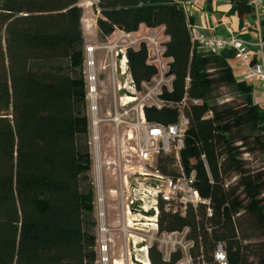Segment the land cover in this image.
Listing matches in <instances>:
<instances>
[{"label":"trees","instance_id":"obj_1","mask_svg":"<svg viewBox=\"0 0 264 264\" xmlns=\"http://www.w3.org/2000/svg\"><path fill=\"white\" fill-rule=\"evenodd\" d=\"M184 0H95L100 38L116 30L162 29L161 57L169 86L164 103L145 105L148 123L188 119L179 159L195 172L201 199L183 213L159 202L158 234L184 232L191 264H264V169L248 156H264V111L253 84L237 78L233 51L204 52L192 40ZM229 3L240 26L253 25L251 0ZM79 0H0V264H95L97 220L90 172L85 42ZM247 37L246 34H242ZM136 91L158 76L145 41L125 48ZM221 88L228 96L219 98ZM196 100L197 102H194ZM171 154L157 168L175 175ZM210 213H209V212ZM177 247L164 257L148 247L150 264H179Z\"/></svg>","mask_w":264,"mask_h":264},{"label":"rangeland","instance_id":"obj_2","mask_svg":"<svg viewBox=\"0 0 264 264\" xmlns=\"http://www.w3.org/2000/svg\"><path fill=\"white\" fill-rule=\"evenodd\" d=\"M94 2L95 0H79L82 7L81 27L85 48L87 46L94 48L91 56L94 101L88 100L87 115L90 121L88 139L92 156L90 176L95 189L93 215L97 220L95 233L98 239L96 245L98 261L95 264H135L134 256L143 258V254L137 249L144 244L150 246L156 243L164 257L177 247L182 250L185 248L187 251L188 243L184 232H176L169 236L136 230L130 226V215L125 212L126 188L122 185L124 177L130 182L129 166L128 164L125 166L122 159H119L121 161L119 163L117 156V147L126 137L128 128L125 123L117 125L114 118L119 117L125 108H133L118 122L125 120L136 123L134 108H138L140 104L157 101V90L162 85L169 86L170 79L164 75L161 77L159 73L149 85L143 87V92L125 89L122 87L124 80L120 75L118 56L115 53L121 54L125 52L126 47L137 46L140 41H145L150 60L156 63V57H161L165 37L162 29L142 27L136 34L127 35L117 31L102 41L96 28L95 20L98 14L93 7ZM216 6L223 7L225 3L218 2ZM231 63L236 69L234 62ZM258 92L259 88L255 86L252 98L263 104L264 101L260 99ZM228 94L229 90L226 88H221L218 92L219 98ZM124 95L136 98L123 106L121 103L128 100L124 99ZM129 144L133 145V142L130 141ZM247 161L256 170L264 169V156H248Z\"/></svg>","mask_w":264,"mask_h":264},{"label":"built area","instance_id":"obj_3","mask_svg":"<svg viewBox=\"0 0 264 264\" xmlns=\"http://www.w3.org/2000/svg\"><path fill=\"white\" fill-rule=\"evenodd\" d=\"M203 3L204 0H184L182 6L185 16H192L193 10L202 6ZM251 5L253 9L252 22L256 32L253 39L243 37L242 34L221 37L206 32L207 25L205 23L201 25L193 24L191 34L192 40L196 41L198 48L204 52H219L225 48L231 49L234 58L239 61V65L243 68V71L238 74L240 78L251 84L255 81L259 82L264 93V0H251ZM244 26L246 28L251 27L249 23H245ZM90 48L92 47L87 46L85 48L84 72L87 81V100L93 102L94 76L92 74L93 61L91 59L93 50H89ZM115 54L118 56L119 72L124 80L122 87L136 91L128 70L125 52H121V54L116 52ZM155 61L162 77L167 71V65L160 56H157ZM157 91L159 93L160 89ZM123 97L128 99L121 103L123 106L136 98L127 95ZM120 99H122V96ZM194 102L197 101L194 100ZM163 103L157 98L154 103L140 104L138 108L135 107L136 123L125 120L118 122L133 108H125L119 117L114 118L117 125L125 123L128 128L125 140L123 139L117 147L118 161L119 159L124 160V165L128 164L130 173V182H128L127 177H124L122 182V185L126 188L125 212L130 215L129 223L131 227L136 230L152 231L154 233L158 231L157 217L160 201L164 203L165 209L180 213L185 212L187 205L196 208L200 203H208L207 200L201 199L194 185L195 172L186 173L179 159V151L183 147L184 131L188 124V119L184 113H180L175 123L168 125L148 123L145 120L143 114L145 105L160 107ZM262 106L264 111V103ZM91 109H93V106ZM130 141L133 142V145L129 144ZM159 154H171L173 156L172 167L176 169L175 175H166L159 171L156 164ZM172 234L174 233H163V235L169 236ZM148 247L145 244L138 247L137 250L143 254V258L134 256L135 264H150ZM183 249L185 255L179 264H191L186 249ZM215 259L219 264H226L225 254L220 244L215 251Z\"/></svg>","mask_w":264,"mask_h":264},{"label":"crops","instance_id":"obj_4","mask_svg":"<svg viewBox=\"0 0 264 264\" xmlns=\"http://www.w3.org/2000/svg\"><path fill=\"white\" fill-rule=\"evenodd\" d=\"M218 2H224L225 6L217 7L216 4ZM229 8H230V5L226 1H214L211 3V7L209 8L206 5L202 4V6L197 7L193 10L192 17L194 19V24L201 25L202 23H205L207 25L206 32L214 33L221 37H226L232 34H235V35L236 34H246L247 38L253 39L256 33L255 29L252 27L246 28L244 24L240 26L239 20L236 17V15L228 14ZM117 31L118 30H116L115 32ZM131 34H134V33H131ZM232 61L236 65V69H234V67L232 66V63H231ZM229 63L233 67V70L237 78L241 79L238 74H240V72L243 71V68L239 65V61L235 58H232L229 61ZM252 84L254 87L256 86L257 88H259L258 94H259L260 99L263 100L264 93H263L261 84L256 81L253 82Z\"/></svg>","mask_w":264,"mask_h":264},{"label":"bare ground","instance_id":"obj_5","mask_svg":"<svg viewBox=\"0 0 264 264\" xmlns=\"http://www.w3.org/2000/svg\"><path fill=\"white\" fill-rule=\"evenodd\" d=\"M94 48L92 47V48H90L89 50H93ZM130 97V96H129ZM129 100H133V99H129Z\"/></svg>","mask_w":264,"mask_h":264}]
</instances>
